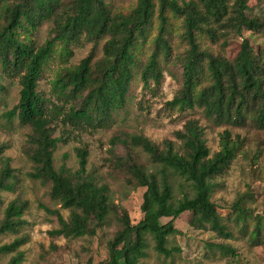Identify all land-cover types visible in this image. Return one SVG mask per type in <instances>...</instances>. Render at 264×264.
<instances>
[{
    "label": "trees",
    "instance_id": "obj_1",
    "mask_svg": "<svg viewBox=\"0 0 264 264\" xmlns=\"http://www.w3.org/2000/svg\"><path fill=\"white\" fill-rule=\"evenodd\" d=\"M251 1L137 0L129 9L114 10L106 0H0V101L6 93L4 77H19V102L5 117L17 118L31 128L29 157L34 173L30 176L49 184V197L69 211L68 219L53 212L59 223L53 236H95L116 213L109 188L100 185L87 169L86 150H78V170L67 166V157L58 169L54 166L59 140L52 136L45 117L46 100L38 92L53 55L58 52L68 60L73 56L72 46L86 41L96 47L107 39L101 59L96 60L93 48L78 66L65 68L53 83L57 97L70 103L67 117L77 124L108 125L126 108L136 76L145 88L150 83L160 86L165 71L175 69L180 73L181 89L171 106L182 111L200 109L218 127L264 130V17L248 14ZM45 24L50 25L51 35L38 46L34 37ZM244 32L250 33L248 38ZM232 36L242 39L234 59L227 53ZM231 135L228 130L221 134V150L214 155L196 120L188 121L177 133L179 148L165 141L161 149L142 135L113 141L114 146L141 149L153 168L140 165L131 153L116 157L129 183L146 191L138 224L131 222L126 211L121 212L105 264H141L148 235L158 253L172 256L173 251L167 249L169 238L180 234L175 222L187 213L192 215L193 227L232 238L212 201L215 180L227 172L240 149ZM13 179L10 160L4 159L0 203L2 192L14 190ZM175 188L183 192L182 198L176 196ZM237 209L242 212L240 205ZM24 211L25 204L11 202L0 235L17 233ZM164 219L169 222L163 224ZM262 231L264 222L259 220L252 234L256 244ZM27 243V238H18L0 247V253L14 254L8 264H22L25 254L21 248ZM220 248L235 258L233 249Z\"/></svg>",
    "mask_w": 264,
    "mask_h": 264
},
{
    "label": "rangeland",
    "instance_id": "obj_2",
    "mask_svg": "<svg viewBox=\"0 0 264 264\" xmlns=\"http://www.w3.org/2000/svg\"><path fill=\"white\" fill-rule=\"evenodd\" d=\"M136 2L106 0L114 10L129 9ZM248 14L264 17V0H252ZM50 30V25L45 24L38 31L34 37L38 46L44 45L50 38ZM249 34L244 32L246 38ZM106 41L101 40L96 47L94 43L82 41L78 46H72L73 56L68 60L55 53L42 73L38 92L46 100L45 117L52 136L59 140L54 153L55 168L58 169L67 157V166L73 171L78 170V150H86L87 169L100 185L109 188L116 213L106 226L98 229L95 236L66 239L52 235L59 229L53 212L59 211L68 219L69 211L49 197V184L30 176L34 173V164L29 157L31 128L22 125L17 118L10 121L5 117L19 102L20 79L17 76L4 77L2 82L6 93L0 101V171L3 160L9 159L14 190L1 193L0 224L11 202L17 200L25 204V211L17 233L0 235V247L18 238H27L28 243L21 248L25 254L22 264H86L89 260L93 264H105L108 243L119 229L121 212L126 211L131 222L138 224L143 217L141 205L146 191L129 183V176L123 167L116 164V157L125 158L131 153L140 165L148 170L153 168L149 156L141 149L131 146L128 149L119 143L114 146L113 141L142 135L161 149L165 141H172L179 148L181 142L177 133L183 131L188 121L196 120L204 128L205 140L212 155L221 150L220 136L225 130L231 132L232 141L240 146L230 168L215 180L212 197L232 238H223L209 228L193 227L192 215L187 213L175 222L180 234L169 238L167 249L173 251V255L166 257L158 253L154 240L148 235L146 257L141 264H264V233L262 231L263 236L257 244L252 237L259 220L264 222V130L218 127L208 121L200 109L182 111L171 106L181 89L180 73L175 69L165 71L160 86L150 83L145 88L136 76L126 108L117 113L108 125L94 128L71 121L67 117L70 103L57 97L52 90L53 83L65 68L78 66L93 48L96 60L101 59ZM241 42L238 36L230 38L227 49L230 59L237 56ZM175 191L176 196L182 198L183 192L178 188ZM238 205L242 212L238 211ZM167 222L169 220H162L163 224ZM220 246L233 249L235 258ZM13 256L0 253V264H8Z\"/></svg>",
    "mask_w": 264,
    "mask_h": 264
}]
</instances>
